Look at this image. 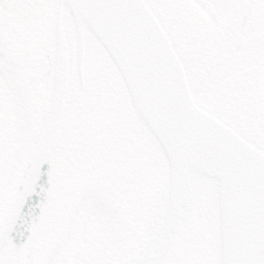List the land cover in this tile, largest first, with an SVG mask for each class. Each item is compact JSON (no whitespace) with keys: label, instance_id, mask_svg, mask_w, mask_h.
I'll list each match as a JSON object with an SVG mask.
<instances>
[{"label":"water","instance_id":"95a60500","mask_svg":"<svg viewBox=\"0 0 264 264\" xmlns=\"http://www.w3.org/2000/svg\"><path fill=\"white\" fill-rule=\"evenodd\" d=\"M238 1L216 34L188 0H0V55L45 75L0 264H34L46 226L57 241L84 197L154 167L115 264H203L208 202L214 264H264V87L242 60L264 0ZM206 79L216 95L198 97ZM64 156L83 169L72 186Z\"/></svg>","mask_w":264,"mask_h":264},{"label":"rangeland","instance_id":"374dc122","mask_svg":"<svg viewBox=\"0 0 264 264\" xmlns=\"http://www.w3.org/2000/svg\"><path fill=\"white\" fill-rule=\"evenodd\" d=\"M0 126H1V132H0V142L3 137V131L4 128L6 127L5 124H10L11 129L14 131V136L11 138L12 140L17 139L16 142H18V145L23 142V139L21 140V136L24 135L25 131V117L23 113V103L21 100L20 92L19 89L14 81L9 82L10 89L6 87L7 85L5 84V80H2L0 77ZM17 137V138H16ZM10 145H12V142H10ZM19 162V157H16L15 160L13 161V164L11 166L12 168V173H14V169L17 168V164ZM8 163L6 165H1L0 166V180L2 182L7 181V185H4L2 188L4 192L0 193V211L2 209V205L4 202V198L7 193V188L9 187V183L11 182L12 177H6L3 175L6 173V169L8 168ZM4 197V198H3ZM93 212V211H92ZM91 212V217L88 219L92 220L94 226V222L96 221V217L93 216L94 213ZM98 212L100 214L101 218H104V214L102 211L98 209ZM87 220L84 229H86V226L89 222ZM91 222V221H90ZM91 222V224H92ZM93 228L90 227L88 228V233L92 231ZM102 232L105 233L108 232L107 229H104ZM77 245L79 243L77 242V239L74 236H71L67 239L65 242L63 248L58 252L57 256L55 259L50 264H76L75 260V250L77 248ZM101 264H103L101 262Z\"/></svg>","mask_w":264,"mask_h":264},{"label":"bare ground","instance_id":"6f19581e","mask_svg":"<svg viewBox=\"0 0 264 264\" xmlns=\"http://www.w3.org/2000/svg\"><path fill=\"white\" fill-rule=\"evenodd\" d=\"M243 50V58L245 61L252 63V65L259 63L258 66L261 67V62L259 59L263 60L264 50L258 48L257 46H253L251 44H246L245 48L242 47ZM200 92V90H198ZM132 184V185H130ZM141 184V181H134L130 183H126L125 185L121 186L120 188L126 186H132L133 191L131 193H135ZM117 190V189H113ZM201 249H199V253L201 256H206L211 258L213 248H214V241H213V224H212V212L210 206L208 205L203 219V234L201 238Z\"/></svg>","mask_w":264,"mask_h":264}]
</instances>
